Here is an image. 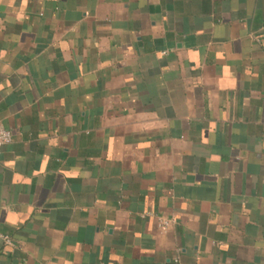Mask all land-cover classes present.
<instances>
[{
    "label": "crops",
    "instance_id": "1",
    "mask_svg": "<svg viewBox=\"0 0 264 264\" xmlns=\"http://www.w3.org/2000/svg\"><path fill=\"white\" fill-rule=\"evenodd\" d=\"M2 128L0 264H264V0H0Z\"/></svg>",
    "mask_w": 264,
    "mask_h": 264
},
{
    "label": "built area",
    "instance_id": "2",
    "mask_svg": "<svg viewBox=\"0 0 264 264\" xmlns=\"http://www.w3.org/2000/svg\"><path fill=\"white\" fill-rule=\"evenodd\" d=\"M12 139H13V134L11 130L4 128L0 129V143L10 142L12 141ZM170 224H171V219L161 218L160 226L163 229L168 228ZM0 236L3 238L6 244L13 245V241L8 235H0Z\"/></svg>",
    "mask_w": 264,
    "mask_h": 264
}]
</instances>
